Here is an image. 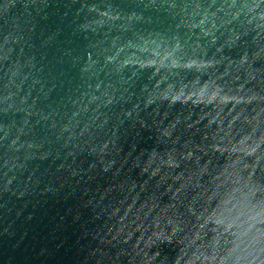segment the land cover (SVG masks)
Wrapping results in <instances>:
<instances>
[{"label":"water","instance_id":"95a60500","mask_svg":"<svg viewBox=\"0 0 264 264\" xmlns=\"http://www.w3.org/2000/svg\"><path fill=\"white\" fill-rule=\"evenodd\" d=\"M0 264H264V0H0Z\"/></svg>","mask_w":264,"mask_h":264}]
</instances>
